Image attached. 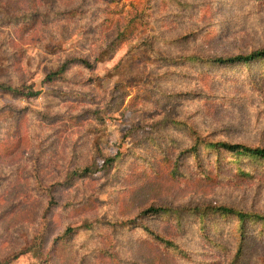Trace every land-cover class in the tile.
<instances>
[{"label": "rangeland", "instance_id": "obj_1", "mask_svg": "<svg viewBox=\"0 0 264 264\" xmlns=\"http://www.w3.org/2000/svg\"><path fill=\"white\" fill-rule=\"evenodd\" d=\"M261 48L264 0H0V82L41 91L0 90V263L43 235L42 252L9 264H232L235 218L206 228L186 213L114 224L151 206L264 213V166L189 153L193 130L264 147L263 63L177 61ZM73 57L91 66L46 81ZM88 166L93 173L67 180ZM68 227L76 232L66 236ZM242 264H264V236L252 229Z\"/></svg>", "mask_w": 264, "mask_h": 264}, {"label": "trees", "instance_id": "obj_2", "mask_svg": "<svg viewBox=\"0 0 264 264\" xmlns=\"http://www.w3.org/2000/svg\"><path fill=\"white\" fill-rule=\"evenodd\" d=\"M71 14H78V10L69 11ZM68 13V12H67ZM82 14H84L82 12ZM121 36V34H120ZM117 44L120 42V38L118 37L116 40ZM115 40L112 43H116ZM113 50L116 47H110ZM177 61H190V62H198L204 64H217L225 67H232L238 65H245L246 67L251 66L252 64H262L264 67V48L254 50L252 52L246 54H238L229 57H217V58H204L201 56L193 55L189 57H183L182 60ZM74 63L85 64L87 66H91L89 60L73 57L67 59L60 67L56 70L48 73L46 77V81L54 82L57 79H62L65 77L66 72L69 69V66ZM0 90L3 92L12 94V95H21L24 97H32L37 96L41 93V91L36 90L32 86H23V85H9L3 82H0ZM193 144L189 149V153L196 155L199 157L200 154H208L213 153L218 161L223 160L227 156H231L235 159V161L241 165L245 163H251L255 166H264V147L262 146H250L243 143H232L226 141H212L210 137L201 135L198 131L193 130L192 132ZM118 156V155H117ZM117 156L115 157H107L103 160V164L100 168L111 165L113 162L117 160ZM99 170H96V172ZM94 172L93 167H83L81 169H76L68 174L67 180L69 181L75 177H84ZM56 184L51 185L50 187H46L44 192H46L47 196L50 199V206L55 203V195L54 189ZM48 212V211H47ZM193 214L199 220L202 228H206L211 221L217 223L220 218H235L238 221V231L240 233L239 246L237 247L236 254L232 261V264H242L245 257V242L249 237L250 230H254V232L259 236H264V213L258 211H246L236 207L227 206V205H215V204H205V205H196V206H184L181 209H173L170 207L164 206H151L148 209L142 211L136 218L120 223H115L114 226H124V227H134L141 225L142 219L148 215L160 214L161 216H171L174 218H180L183 214ZM89 226V225H88ZM143 226V225H141ZM144 228L148 231L151 237H153L156 241L164 244L167 247L179 249V247L174 244L172 241L162 237L161 235L155 233L154 231L144 226ZM76 232L74 227H68L65 231V235H71ZM44 248V236L40 235L36 237L34 243L20 251L18 254L10 257L7 261L0 264H9L13 259L18 258L21 254L25 253H35L38 255L42 252ZM39 264V263H34Z\"/></svg>", "mask_w": 264, "mask_h": 264}]
</instances>
